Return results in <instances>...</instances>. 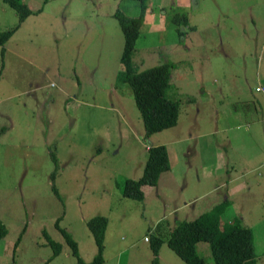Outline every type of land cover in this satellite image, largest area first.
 <instances>
[{"label":"rangeland","instance_id":"obj_1","mask_svg":"<svg viewBox=\"0 0 264 264\" xmlns=\"http://www.w3.org/2000/svg\"><path fill=\"white\" fill-rule=\"evenodd\" d=\"M22 1L32 12L19 23L0 0V30L19 23L0 52V264H77L56 220L90 260L86 221L97 214L107 218L106 264H150L158 232V264H187L164 238L169 227L224 199L220 223L249 225L264 264V93L255 89L264 87V0H147L148 21L160 26L143 22L134 64L180 61L167 89L177 123L150 134L118 77L123 34L113 12L136 15L138 0ZM174 12L189 18L182 34ZM159 143L172 170L142 199L124 196V179L142 174L148 145ZM43 229L61 243L58 255ZM196 246L214 264L208 243Z\"/></svg>","mask_w":264,"mask_h":264},{"label":"trees","instance_id":"obj_2","mask_svg":"<svg viewBox=\"0 0 264 264\" xmlns=\"http://www.w3.org/2000/svg\"><path fill=\"white\" fill-rule=\"evenodd\" d=\"M4 1L16 10L19 23L32 12V9L25 1ZM138 2L139 11L136 15H129L120 8H116L113 12L123 34V47L120 54L122 70L118 77L131 87L146 134H150L172 127L177 123L179 101L169 97L167 89L170 85L171 70L179 60H166L143 69L136 67L132 54L148 8L147 0H138ZM170 21L175 23V29L178 33H181L179 24L182 22L187 23V15L174 12ZM19 23L12 28L0 30L1 53H4V43L12 35ZM50 155L54 162V169L51 172V177L54 179L58 166L57 157L53 150L50 151ZM169 167L170 160L166 145L163 143L148 145L147 158L142 174L138 178H125L122 184V194L134 199H142L145 195L144 187L148 186L146 188H150V186L156 185L160 174L169 169ZM52 186L58 194L56 187ZM227 204V199L221 200L191 219H181L174 225H169V230L165 235L166 237H164L168 246L187 264H206L204 257L197 250L196 245L199 241L208 243L214 264H256L252 228L236 219L231 222L220 223L223 207H226ZM55 224L71 246V251L77 264H104V234L107 226L105 215L97 214L86 221L96 245V252L90 260H84L80 256L77 242L71 233L60 226L58 220H56ZM6 232V225L0 218V238ZM42 232L46 237L47 243L53 249L52 257L58 255L61 250V243L53 239L46 229H43ZM160 235L158 232V235L151 238L152 258L150 264L159 263V248L164 241ZM44 264H47V262Z\"/></svg>","mask_w":264,"mask_h":264},{"label":"crops","instance_id":"obj_3","mask_svg":"<svg viewBox=\"0 0 264 264\" xmlns=\"http://www.w3.org/2000/svg\"><path fill=\"white\" fill-rule=\"evenodd\" d=\"M162 3H164L163 2V0H162ZM148 6H149V4H148ZM164 6H165V3H164ZM144 21H146L147 23H148V25L149 26H152V27H158V25L159 24H157L156 23V21H157V17L155 16H153V21H152V19H151V22L150 21H148V11L146 10V13H145V18H144ZM189 22V18H188V16H187V23ZM160 26V25H159ZM182 31V30H181ZM183 31H185L184 29H183ZM181 34H182V32H181ZM181 34H178V36H180ZM160 44L161 43H158L156 46H154V47H152L151 48V53H154L155 52V48L156 47H158V46H160ZM167 46V45H166ZM140 63H144V60L143 59H139L138 60ZM174 61H177V60H174ZM180 61H178L177 63H179ZM150 66V65H149ZM147 67V66H146ZM167 150H168V147H167ZM169 150H168V156H169ZM169 160H170V167H169V171H171L172 170V167H173V165H172V158H171V155L169 156ZM160 176H161V174H160ZM159 179H160V177H159ZM159 179H158V181H159ZM146 187H148V186H145L144 187V191L147 189ZM146 188V189H145ZM214 204V203H213ZM212 204V205H213ZM201 213V212H200ZM104 264H106V261H105V259H104ZM117 264H121L120 262H118Z\"/></svg>","mask_w":264,"mask_h":264},{"label":"built area","instance_id":"obj_4","mask_svg":"<svg viewBox=\"0 0 264 264\" xmlns=\"http://www.w3.org/2000/svg\"><path fill=\"white\" fill-rule=\"evenodd\" d=\"M255 89L262 91L264 93V87L263 86H256Z\"/></svg>","mask_w":264,"mask_h":264}]
</instances>
